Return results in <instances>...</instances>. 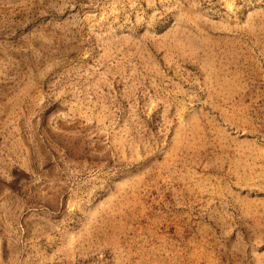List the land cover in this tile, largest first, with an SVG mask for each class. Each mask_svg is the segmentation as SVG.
Returning <instances> with one entry per match:
<instances>
[{
    "label": "rangeland",
    "instance_id": "obj_1",
    "mask_svg": "<svg viewBox=\"0 0 264 264\" xmlns=\"http://www.w3.org/2000/svg\"><path fill=\"white\" fill-rule=\"evenodd\" d=\"M0 264H264V0H0Z\"/></svg>",
    "mask_w": 264,
    "mask_h": 264
}]
</instances>
